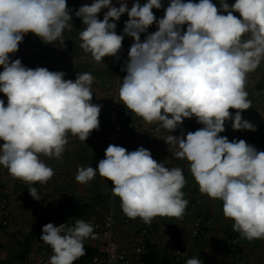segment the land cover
Returning a JSON list of instances; mask_svg holds the SVG:
<instances>
[{"label":"clouds","instance_id":"obj_1","mask_svg":"<svg viewBox=\"0 0 264 264\" xmlns=\"http://www.w3.org/2000/svg\"><path fill=\"white\" fill-rule=\"evenodd\" d=\"M106 7L101 21L97 13ZM161 7V0H147L143 6L135 0L130 10L124 2L112 6V0L81 6L75 12L86 25L79 31L80 48L97 63L116 56L124 37L109 20L118 21L127 11L123 32L134 43L121 69L126 75L118 102L146 124H157L156 132L172 133L185 118L203 124L186 138L169 134L165 142L177 149L178 159L188 161L199 191L222 201L223 216L233 221L240 238L264 239V151L218 135L229 120L234 130H256L241 112L251 108L247 74L264 61V0H235L232 5L220 0L219 10L211 0H170L157 21L152 9ZM70 12L66 0H0V93L7 97L6 106L0 99V165L28 184L37 201L42 195L31 185L46 184L54 176L40 156L62 161L69 133L85 142L99 129L101 106L91 102V73L64 79L61 71L27 68L20 59L10 62L9 54L18 51L27 33L45 44L59 41L64 46L63 33L73 28ZM154 21L158 30L141 42L140 34ZM229 109L238 111L233 116ZM97 173L112 182V194L119 197L126 217L146 224L156 217L183 219L189 203L182 191L184 172L158 163L149 150L129 152L110 144L96 168L80 166L75 180L88 184ZM93 233V225L83 219L73 225L45 224L39 240L52 249L48 264H73L86 254L83 241ZM185 264L202 261L193 257Z\"/></svg>","mask_w":264,"mask_h":264},{"label":"crops","instance_id":"obj_2","mask_svg":"<svg viewBox=\"0 0 264 264\" xmlns=\"http://www.w3.org/2000/svg\"><path fill=\"white\" fill-rule=\"evenodd\" d=\"M187 2V0H183ZM198 3L199 0H192ZM220 9V0H211ZM147 0H144V4ZM162 7L160 9L153 8L152 11L156 20L159 17L157 12L161 9L165 10L170 0H161ZM78 11V10H77ZM226 15L227 13H221ZM72 17L71 23L73 28L68 33L73 37V44L67 50H60L56 46H49L47 49H42L39 45L40 38L35 34L30 33L22 44L23 52L30 58L34 59L41 66H52L61 69V72L66 73L64 79L75 80L78 72L91 73L94 76V81L91 85V91L94 96L93 104L102 105L106 102L116 88L118 76L121 77L119 87L122 79L126 75L125 71L121 69L125 66L128 60V52L133 43L128 42L127 35H122V47L116 56H106L102 62L97 63L93 60L90 53H86L80 48L81 40L79 39V31L85 29L86 25L83 24L82 19L77 17L74 13L70 12ZM241 18V17H240ZM99 19V18H98ZM102 21V19H99ZM110 23H114L109 20ZM187 26H183L186 31ZM158 30L157 23L149 26L147 32L141 33V42L144 41L147 35L154 33ZM117 32V27L115 29ZM120 35V34H118ZM247 37V36H245ZM264 79V61L256 69L255 73L247 74L246 91L248 92V99L251 101V108L241 112L244 120L252 123L257 129L264 126V89H258L257 84ZM0 99L5 101L7 105V97L0 93ZM122 111L127 113L135 120H141L134 113L122 104ZM230 113L234 116L236 109H229ZM105 128H108L106 118H103ZM204 125L197 123L195 120L192 124L183 126V130L174 131L169 134L175 136L183 135L186 138L188 132H195L203 128ZM255 131L251 130H234L232 128V121H226L225 131L219 133L220 136H226L229 142L236 140H244L249 145L254 146L258 151H264V136L257 137ZM134 135L130 136L129 142L121 146L126 148L129 152L134 151ZM69 143L66 145V150L63 153V160L47 157V165L51 168H60L65 173V178L58 184L60 189L54 186L49 189L51 193H57V199H47L42 203H34L32 205L26 204V198L20 196L25 183L18 179H13L8 172V169L0 165V264H30L28 254L31 251H40L42 249H51L49 245L39 240L42 232L35 235L31 242L29 249L24 254V259H19L18 255L23 248L22 243L25 238L30 234L31 224L45 214L51 213L54 209L69 202L79 200L89 201L92 203V209L89 213L80 218L65 220L73 225L75 220L83 219L86 222L90 218L101 219L109 210H113L117 219L115 225V235L123 249L130 255L132 252L133 242L135 241L140 228L141 220L133 219L134 225L131 228L123 225V218L126 217L120 207L119 197L112 194L113 184L107 181L106 178L100 177L97 173L96 177L88 184H80L75 180L77 169L80 166H91L96 168L98 162L105 158L96 155L90 148L82 146L77 137L68 134ZM169 160L166 167L173 168L179 167L183 170L186 185L182 189L184 199L190 200L194 197H199L202 206L210 215L213 227L204 235L192 238L193 224L192 220L178 221L176 218L160 217L165 225V234L158 237L145 249V257L148 259V264H185L187 261L184 256L177 255L176 250L181 248L185 250L187 256L197 257L202 261V264H238L236 251L232 248H222L220 243L223 239L230 234L239 233L234 232L232 229L233 221L225 219L222 212V201L213 200L206 194L199 191L198 184L194 180L189 170L188 161L185 159H178L174 153L177 151L172 145H168ZM145 149L151 152V148L146 146ZM6 216H10L13 220L12 224L5 223ZM58 220H54L53 224L59 226ZM240 236V235H239ZM86 254L74 261L73 264H103L101 262V254L96 246L95 240L91 237L83 241ZM206 249L209 251L206 252ZM238 252L241 257L248 264H264V239H257L248 241L241 238V244ZM144 256V255H143Z\"/></svg>","mask_w":264,"mask_h":264},{"label":"built area","instance_id":"obj_3","mask_svg":"<svg viewBox=\"0 0 264 264\" xmlns=\"http://www.w3.org/2000/svg\"><path fill=\"white\" fill-rule=\"evenodd\" d=\"M94 0H79L78 7L80 8L83 5H91ZM124 2L127 4V8L130 10L133 6L135 0H112V6L119 7L120 3ZM141 6L144 4V0H139ZM109 10V8H102L99 13H97V18L102 19L104 15ZM159 17L165 15V10L161 9L157 12ZM110 20L117 25V32L120 35H125L123 29L125 23L129 20L127 11L123 13L118 21ZM63 37L65 39L64 46H60L59 41L54 42L53 44H45L41 39L39 40V45L42 49H47L49 46H56L60 50H67L73 44V37L68 33L67 30L64 31ZM128 42L134 43V39L128 36ZM247 39V37H244ZM254 72L251 73H255ZM119 82H121L120 75L118 76L116 88L111 94L109 99L102 103L101 112L98 117L99 119V129L93 130L85 142H81L82 146L90 148L96 155L102 156L105 154L106 148L110 145L121 146L124 143H128L130 136L134 135V151L139 147L145 148L149 146L151 148L152 158L155 159L158 163L165 162V166L169 160V148L168 144L165 142L167 137L166 131L161 128L159 132H156L157 124H146L144 121L135 120L127 113L122 111V103L118 102V91H119ZM94 100V96L92 101ZM103 118L107 119L108 128H105ZM196 120L195 117L185 118L182 125L176 129V131L183 130V126L186 123L187 125L192 124ZM257 137L264 136V126H260L256 129L255 132ZM4 142L0 140V145ZM40 159L47 164V157L41 155ZM54 170V176L46 183L40 184L36 183L31 185L36 187L38 192L42 195V199L37 201L32 198L29 194L28 187L29 185L25 183L20 193V196L26 198V204L32 205L34 203H42L45 200L57 199V193L49 192L51 187L60 189L58 181L60 182L65 178V173L60 168H52ZM1 170V168H0ZM1 209V205H0ZM141 220L140 218H137ZM191 219L193 224L192 238L195 239L198 236L204 235L209 232L212 227V220L210 215L205 211L202 206L201 199L199 197H194L189 200L188 206L185 210L183 219H177L178 221H185ZM13 219L10 216H6L5 223L12 224ZM58 224L68 223L63 219L58 220ZM88 223L92 224L94 227V233L90 236L95 240L96 246L101 254V262L103 264H148L144 259L143 254L146 249L148 242L156 240L158 237L165 234V225L161 221L160 217H156L152 220L151 224H146L141 220L140 228L138 235L133 242L132 252L129 255L122 245L118 241L115 235V225L117 222L115 213L113 210H109L104 213L101 219L90 218ZM123 225L125 227L131 228L134 225V220L128 217H124ZM69 224V223H68ZM71 225V224H69ZM241 244V238L237 234L227 235L223 241L220 243L222 248H232L236 251V257L238 264H248L241 257V253L238 252L239 246ZM209 250L206 249V252ZM52 249H42L40 251H31L28 254V260L30 264H48L49 258L52 255ZM177 255L184 256L186 260L193 258L194 256H187L185 250L179 248L176 250Z\"/></svg>","mask_w":264,"mask_h":264},{"label":"trees","instance_id":"obj_4","mask_svg":"<svg viewBox=\"0 0 264 264\" xmlns=\"http://www.w3.org/2000/svg\"><path fill=\"white\" fill-rule=\"evenodd\" d=\"M78 1L79 0H66L68 8L71 10V13L76 12L79 10L78 7ZM227 3L229 5H232L235 3V0H227ZM220 5V2H219ZM233 15H235L237 18H240L239 13L233 12ZM30 33H27L24 38L23 42L18 45V51L14 54H9L10 62L14 61L16 59H20L22 64L26 66L27 68L35 69L37 67H45L49 71H61L60 68L52 67V66H41L39 65L34 59L30 58L28 55H26L21 46L24 43L25 39ZM3 71V66H0V72ZM258 89H264V79L260 81L257 84ZM92 209V203L89 201L79 200L75 202H69L61 205L60 207L54 209L51 213L45 214L36 221L32 222L31 224V231L30 234L25 238V240L20 243L21 247H25L27 245V248H23L22 252L19 253L18 257L19 259H24L26 251L29 249V246L31 242L33 241L35 235L40 234L42 232V227L51 222L53 223L54 220H70L74 218H80L86 216L89 211ZM149 243L146 245V249L148 247ZM144 259L148 261V259L145 257V254H143Z\"/></svg>","mask_w":264,"mask_h":264}]
</instances>
